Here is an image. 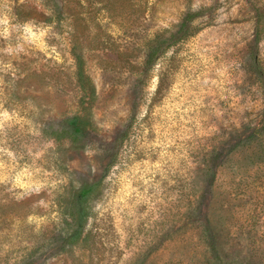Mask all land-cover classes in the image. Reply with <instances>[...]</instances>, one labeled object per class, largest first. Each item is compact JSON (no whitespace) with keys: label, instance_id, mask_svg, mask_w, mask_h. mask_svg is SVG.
<instances>
[{"label":"rangeland","instance_id":"1","mask_svg":"<svg viewBox=\"0 0 264 264\" xmlns=\"http://www.w3.org/2000/svg\"><path fill=\"white\" fill-rule=\"evenodd\" d=\"M0 264H264V0H0Z\"/></svg>","mask_w":264,"mask_h":264},{"label":"trees","instance_id":"2","mask_svg":"<svg viewBox=\"0 0 264 264\" xmlns=\"http://www.w3.org/2000/svg\"><path fill=\"white\" fill-rule=\"evenodd\" d=\"M70 15V12H68V8L66 4H61L58 9L57 13L53 19H57L59 23L62 24V21L66 22L67 19H64V17H68ZM79 61V57H76ZM69 126L73 130V132L76 135H82L84 130L78 125L76 119L72 120L69 123ZM94 191L93 186L85 187L77 192L74 198V230L70 232V234L67 237V242L69 244H75L77 241L81 239L82 231L84 229L85 222L87 220L86 210L83 208L84 201L90 196V194Z\"/></svg>","mask_w":264,"mask_h":264}]
</instances>
